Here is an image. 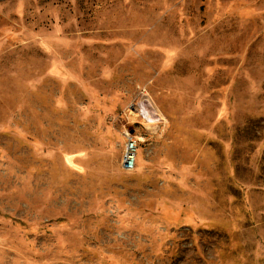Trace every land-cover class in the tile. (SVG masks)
I'll return each mask as SVG.
<instances>
[{
	"label": "rangeland",
	"instance_id": "rangeland-1",
	"mask_svg": "<svg viewBox=\"0 0 264 264\" xmlns=\"http://www.w3.org/2000/svg\"><path fill=\"white\" fill-rule=\"evenodd\" d=\"M210 1L0 0V264H264V0Z\"/></svg>",
	"mask_w": 264,
	"mask_h": 264
},
{
	"label": "built area",
	"instance_id": "built-area-1",
	"mask_svg": "<svg viewBox=\"0 0 264 264\" xmlns=\"http://www.w3.org/2000/svg\"><path fill=\"white\" fill-rule=\"evenodd\" d=\"M136 145L135 142L131 139L123 159V167L124 170L127 172H131L135 169V163H136Z\"/></svg>",
	"mask_w": 264,
	"mask_h": 264
},
{
	"label": "crops",
	"instance_id": "crops-1",
	"mask_svg": "<svg viewBox=\"0 0 264 264\" xmlns=\"http://www.w3.org/2000/svg\"><path fill=\"white\" fill-rule=\"evenodd\" d=\"M226 2H228V1L227 0H213V1H210V6H209L210 11L209 12L211 14H214V16H212V18H215V14L220 12L219 10H217L218 7H220L222 9L220 14H222V16L225 15L226 12L224 11V8H225V5H226ZM231 2H234V0H232ZM211 23L213 25L216 24V23H214L213 20L211 21Z\"/></svg>",
	"mask_w": 264,
	"mask_h": 264
}]
</instances>
